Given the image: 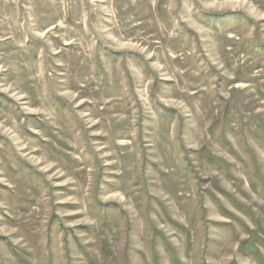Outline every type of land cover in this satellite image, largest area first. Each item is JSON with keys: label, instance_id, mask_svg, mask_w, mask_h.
Returning <instances> with one entry per match:
<instances>
[{"label": "rangeland", "instance_id": "374dc122", "mask_svg": "<svg viewBox=\"0 0 264 264\" xmlns=\"http://www.w3.org/2000/svg\"><path fill=\"white\" fill-rule=\"evenodd\" d=\"M0 264H264V0H0Z\"/></svg>", "mask_w": 264, "mask_h": 264}]
</instances>
